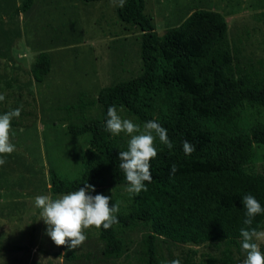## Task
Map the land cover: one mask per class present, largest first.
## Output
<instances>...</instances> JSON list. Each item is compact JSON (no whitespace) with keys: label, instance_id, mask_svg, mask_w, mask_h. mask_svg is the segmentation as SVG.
<instances>
[{"label":"trees","instance_id":"obj_1","mask_svg":"<svg viewBox=\"0 0 264 264\" xmlns=\"http://www.w3.org/2000/svg\"><path fill=\"white\" fill-rule=\"evenodd\" d=\"M34 1L23 0L15 14L29 11ZM116 12L120 21L141 30L142 70L99 91L100 117L68 125L73 135H89L80 175L68 180L51 168L49 190L66 194L88 183L95 187L90 194L109 196V206H119L118 222L107 230L98 229L106 258L122 256L125 232L144 224L150 231L141 240L140 264H170L160 256L159 237L181 244L222 246L219 256L199 260L190 255L179 259L181 264H238L235 254L243 251L240 230L249 227L243 223L242 197L253 195L264 207V167L260 173L247 168L254 145L264 144V123L242 131L238 120L246 104L264 107V74L233 68L236 56L228 46V22L220 12L196 10L163 35L146 13L145 0H126ZM49 63L50 56L41 53L32 68L36 81L44 80ZM110 106L118 114L123 109L142 127L149 120L158 122L172 143L169 149L156 138L158 154L150 162L152 180L144 182L147 190L136 194L127 206L118 203V193L110 186L111 180L128 185L119 168V152L128 147L121 145L119 135L106 130ZM34 114L35 110L23 108L11 125L26 126L25 120ZM185 140L195 145L191 155L183 151ZM250 227L263 231L264 213L255 216ZM34 232L33 225L29 245L0 246V255L28 250ZM260 250L264 253V244ZM66 256L74 257L72 253Z\"/></svg>","mask_w":264,"mask_h":264},{"label":"rangeland","instance_id":"obj_2","mask_svg":"<svg viewBox=\"0 0 264 264\" xmlns=\"http://www.w3.org/2000/svg\"><path fill=\"white\" fill-rule=\"evenodd\" d=\"M23 0H0V115L21 108L35 110L26 126H12L10 143L15 150L0 166V246L29 245L28 250L0 255V264H140L141 240L149 227L139 224L124 234L125 253L106 258L99 231L84 229L85 242L76 249L57 246L46 234L47 225L35 207L38 195L57 199L49 187V169L65 179L80 175L82 156L89 135H73L69 124H82L100 117L99 91L108 85L138 75L142 70L141 30L119 20L118 0H35L29 11L15 14ZM146 13L153 17L163 35L179 26L199 9L223 14L228 22L227 43L236 56L233 68L242 73L264 74V0H145ZM50 56V71L42 82L34 79L32 68L41 53ZM119 115L138 123L123 109ZM264 123V107L248 104L238 120L242 131ZM120 143L128 147L130 136L121 133ZM264 167V144H255L247 164L260 173ZM118 203L127 206L136 194L129 185L110 181ZM261 232H264L261 231ZM259 247L264 241H255ZM158 249L164 263L192 255L204 260L219 256L220 244H181L159 237ZM72 253L73 258L66 254ZM1 254V253H0ZM242 264L246 253H236Z\"/></svg>","mask_w":264,"mask_h":264},{"label":"clouds","instance_id":"obj_3","mask_svg":"<svg viewBox=\"0 0 264 264\" xmlns=\"http://www.w3.org/2000/svg\"><path fill=\"white\" fill-rule=\"evenodd\" d=\"M114 2V0H113ZM126 0H118L116 6L123 8ZM5 100V95L0 94V102ZM21 108H15L0 115V157L11 154L15 145L10 143L11 121L19 118ZM106 130L113 135L124 133L130 136L128 150L119 152V168L125 173L128 182L127 191L139 194L146 191L144 182H151V160L156 158L157 149L155 140L172 148L167 130L158 122L149 120L143 125V129L129 119H123L115 106L107 110ZM185 155H191L195 151V145L187 140L183 142ZM6 164V159L0 158V166ZM177 171L176 166H171V174ZM94 185L85 183L78 190L63 194L57 199L48 195H38L35 198V207L40 209V217L47 225L46 234L57 246L66 245L68 249H76L87 239L84 229L95 227L109 229L117 223L119 206H109L111 197L97 193ZM242 204L246 209L243 223L248 228H241V248L246 253L242 264H264V253L261 252L259 244L254 241H264V232L251 228L252 220L258 214L264 213V207L253 195L242 197ZM170 264H181L180 260H173Z\"/></svg>","mask_w":264,"mask_h":264}]
</instances>
